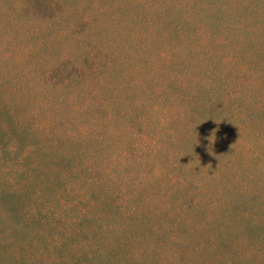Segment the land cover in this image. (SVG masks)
Here are the masks:
<instances>
[{
  "label": "trees",
  "instance_id": "trees-1",
  "mask_svg": "<svg viewBox=\"0 0 264 264\" xmlns=\"http://www.w3.org/2000/svg\"><path fill=\"white\" fill-rule=\"evenodd\" d=\"M106 1L101 3L111 5ZM19 2L0 0V264L131 263L129 247L135 251L142 231L164 219L157 208L164 198L183 205L190 197L191 203L198 201L197 209L211 199L204 191L189 196L193 187L181 173L205 174L208 166L201 162L210 156L219 168L221 156H242L243 143L259 135L252 121L264 114V46L255 40L264 32V5L261 0H184L187 8H196L194 14L209 19L234 5L238 21L228 24L226 40L210 51L175 41L191 25L171 28L179 21L177 13L173 17L178 1L167 0L157 12L158 3L113 0L118 11L125 9L121 22L126 23L114 39L121 35L125 44L101 46L110 48L106 55L115 62L113 71L120 73L117 61L126 60L125 94L117 96L123 107L116 115L123 127L96 132L72 118L91 113L79 114L77 103L67 105L59 90L36 81L50 58V42L69 32L77 38L66 28L77 26V5H69L70 15L36 14ZM243 14L260 27L246 29ZM95 16L86 22L95 26ZM19 26L27 30L23 35L16 33ZM160 26L179 32L159 34ZM39 32H45L41 41ZM164 35L168 46L156 45ZM236 36H244L247 45ZM248 48L255 58H247ZM70 56L68 51L59 58ZM121 129L124 140L110 138ZM207 176L223 181L209 171ZM237 188L241 192L221 205L225 216L236 217L237 210L249 222L264 219L259 208L246 204L252 199L247 188Z\"/></svg>",
  "mask_w": 264,
  "mask_h": 264
},
{
  "label": "rangeland",
  "instance_id": "rangeland-1",
  "mask_svg": "<svg viewBox=\"0 0 264 264\" xmlns=\"http://www.w3.org/2000/svg\"><path fill=\"white\" fill-rule=\"evenodd\" d=\"M6 1L13 4L16 0ZM143 1L149 4H161L157 12H162L167 3V0ZM175 1L179 2V7L173 10V17L177 13L179 21H175L171 28L186 29L185 22L191 24L188 32H181L184 37L175 41L181 45L188 44L195 50L197 47H203L210 51L217 49L219 44L226 40L229 33L228 24L238 21L236 13L233 12L234 5L231 4L223 8L220 16L212 15L209 19L203 18V15L194 14L196 8H187L184 0ZM186 1L189 4L194 3V0ZM106 2L111 5H105L101 3V0H72V2L69 0H20L19 2L28 10L27 13L36 14L65 11L67 15H70L71 7L69 5H77L74 8L79 11L76 15V24L78 26V22L83 21V23L78 28L76 26L75 29L70 26L71 23L66 26L77 33L74 39L77 38L72 40L69 32L65 36L58 35L50 42L47 53L50 58L46 62V66L38 71L36 81L41 87L59 90L67 105L72 102L77 103L76 110L79 114L91 113L85 118L80 116L72 118L75 123L83 124L85 128L94 129L96 132L104 128L110 131L114 127H123L121 120L116 115L123 107L122 104L117 105V96L125 94L126 60L125 57L121 58L123 56L121 55V59L117 61L121 72L113 71L115 62L106 55L110 48L104 51L102 48L105 46H101V44L108 45L117 41L119 44H125L120 38L121 35L114 39V35L123 31L120 24H126L121 22L124 16L122 12L125 9L120 8L118 11L112 5L113 0ZM260 3L264 5V0H261ZM123 5L127 8L124 3ZM66 10L68 11L66 12ZM21 11L23 10L14 9L16 14ZM11 12L13 11L11 10ZM94 15H97L95 16V26L86 22L87 18ZM212 19H217V21L213 22ZM242 24L246 29L250 28L249 26L260 27L261 25L260 23L250 24L248 16L244 14ZM261 26L264 29V25ZM171 28L160 26L159 34L179 32ZM259 29L258 31H261ZM25 31L27 30H24L23 27L16 28L17 34L23 35ZM148 32L150 33V29ZM36 36L41 41L45 32H39ZM236 38L241 45H247L244 36H236ZM154 39L156 42L157 37L155 36ZM159 42L156 45L163 44L164 47H167V36L164 35L162 38L159 36ZM255 43L257 47L264 46V32L258 33ZM68 51L71 52L70 57L59 58ZM246 56L255 58L249 48ZM51 58L52 60L49 62ZM34 60L40 61L41 59L36 57ZM247 61L245 60L246 63ZM66 104H64L65 110L69 109ZM122 114L124 112H121ZM257 118L252 122L256 125L255 133L259 135L254 134V137L249 139L250 144L243 143L245 151L242 156H221L223 160L220 161L219 168H216L215 156L207 157L201 162V165L208 166L204 169L223 180L221 183L210 181L207 176L208 171L205 174L195 175L196 179L202 180L201 184L192 177V173L187 174V171L181 173V175L188 176L190 186L193 187L189 196L195 197V193L204 191L209 192L211 199H207L202 204V208L197 209L198 201L193 204L190 197L183 205L173 199L164 198L157 208H161L163 220L167 221L152 222V225H149L152 228L150 231H146V229L142 231L144 233L140 236V242L135 251L134 247H129V253L132 256L130 260L126 258L131 262L128 264H264V219L260 218L249 222L244 217H238L237 210L234 212L236 217L230 211L233 218H227L224 208L221 207L226 204L229 197L241 192L237 187H242L247 188L246 195L252 196L251 201L246 204L254 205L261 210L259 212L264 213V114L263 120ZM103 138L109 137L105 135ZM110 138L124 140L125 131L121 129L118 135ZM247 151L251 152V156H245ZM246 177L248 180L244 182ZM178 192L182 195L180 191ZM177 209L180 211L176 212ZM174 212L177 214L168 216L169 213Z\"/></svg>",
  "mask_w": 264,
  "mask_h": 264
}]
</instances>
